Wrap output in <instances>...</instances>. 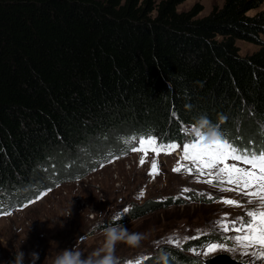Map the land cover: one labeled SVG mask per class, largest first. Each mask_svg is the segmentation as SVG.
Returning a JSON list of instances; mask_svg holds the SVG:
<instances>
[{
    "label": "trees",
    "instance_id": "1",
    "mask_svg": "<svg viewBox=\"0 0 264 264\" xmlns=\"http://www.w3.org/2000/svg\"><path fill=\"white\" fill-rule=\"evenodd\" d=\"M184 1L0 0V202L90 176L126 156L132 134L181 143L201 116L264 149V11L249 14L264 0H223L203 17L200 4L178 12ZM238 41L259 48L242 57ZM174 204L146 200L99 228ZM140 264L199 261L163 247Z\"/></svg>",
    "mask_w": 264,
    "mask_h": 264
},
{
    "label": "rangeland",
    "instance_id": "2",
    "mask_svg": "<svg viewBox=\"0 0 264 264\" xmlns=\"http://www.w3.org/2000/svg\"><path fill=\"white\" fill-rule=\"evenodd\" d=\"M223 0H185L177 7V11H187L195 4L202 6L198 17L206 16L213 7H220ZM264 11L262 6L250 12L253 15ZM264 41V37H262ZM240 56L244 57L258 50V46L238 41L236 43ZM185 139L178 143L180 148L169 154L161 153L156 157L149 151L146 162L139 165L143 153L128 152L126 156L113 160L101 166L87 179L62 183L54 189L43 193L38 199L18 206L11 201L0 202V264H15L16 254H24L23 264H31L32 252L39 253L36 264H51V258L56 252L72 249L77 241L80 250L87 256L100 248L104 243V231L100 225L115 221L114 217L124 214L123 209L146 200L165 201L171 199L174 204L166 209L146 215L123 225L131 232L146 235L139 247H130L121 242L116 245L115 255L120 264L127 261L140 263L167 247L184 252L199 261V264L219 254L228 255L240 262H247L249 257L217 250L204 255L206 244L199 248L184 249L187 242L185 236L212 237L210 241L223 242L225 247L232 244L214 227L215 222L225 214L229 218L244 215L255 207L258 201L248 204L249 197L236 191L228 184L206 183L208 177H200L195 172L173 171L178 164L191 166L183 160L182 145L193 139L191 128L183 127ZM160 140H158L159 142ZM135 144L129 147H135ZM156 159L159 174L155 178L149 176L151 162ZM229 164L236 163L228 161ZM247 167L246 165H239ZM184 188L191 189L183 192ZM144 195L140 198V191ZM211 197V199H209ZM223 199L240 201L244 207H235L221 202ZM95 213V214H93ZM197 229L201 232L197 233ZM227 236L234 235L228 233ZM181 240L179 245L167 243L169 239ZM56 244V246L53 244ZM196 249L199 256L192 251ZM251 251V250H250ZM259 264V262H257Z\"/></svg>",
    "mask_w": 264,
    "mask_h": 264
},
{
    "label": "snow or ice",
    "instance_id": "3",
    "mask_svg": "<svg viewBox=\"0 0 264 264\" xmlns=\"http://www.w3.org/2000/svg\"><path fill=\"white\" fill-rule=\"evenodd\" d=\"M220 132V131H219ZM222 139L213 144H205L199 136H195L190 141L183 143V160L190 163V167L185 164H178L173 171L180 173L186 171L188 174L194 172L200 177H208L206 183L213 184H228L235 186L228 188L227 191H236L249 197L247 203L253 204L258 201L255 207L247 210L244 215L234 216L229 218L225 214L222 218L215 222L214 227L218 230L224 239L228 240L232 247H225L223 242L217 243L209 241L204 255L214 253L217 250H222L227 253L236 254L241 257H249L247 262L243 260L240 264H264V149L256 151L249 147H240L234 144L221 132ZM126 146L122 153L126 155L130 152H141L143 155L139 160V165L143 166L146 162L149 151L159 157L161 153L171 154L181 147L176 142L159 141L154 134H132L123 141ZM135 144V147H129ZM119 155L112 156L109 154L107 163H111L114 159H118ZM236 163L229 164L228 161ZM247 167H240L239 165ZM149 176L155 178L159 174L158 162L153 159L149 171ZM50 190V189H49ZM183 192H190L191 189L184 188ZM144 195L143 189L140 191L139 197ZM211 199V197H209ZM222 203L235 207H244L237 200L223 199ZM124 213L128 212V208L123 209ZM115 220H120V216L114 217ZM197 233L201 230L197 229ZM228 233L234 235L227 236ZM184 240H195L198 236L183 238ZM167 243H175L179 245V238L169 239ZM251 250V251H250ZM197 256L200 255L196 249H192ZM234 259V257H233ZM126 264H140L139 259L136 261H127Z\"/></svg>",
    "mask_w": 264,
    "mask_h": 264
},
{
    "label": "clouds",
    "instance_id": "4",
    "mask_svg": "<svg viewBox=\"0 0 264 264\" xmlns=\"http://www.w3.org/2000/svg\"><path fill=\"white\" fill-rule=\"evenodd\" d=\"M194 136H199L203 143L213 144L222 139L218 127L212 125L206 116H201L197 125L192 129ZM95 214V213H93ZM103 246L90 252L87 256L80 250L78 241L72 249H65L56 252L51 258V264H120L119 258L115 255L116 245L125 243L130 247H139L146 239V235L140 232H131L120 224L109 226L103 233ZM56 246V244L53 242ZM31 264H36L39 253L32 252ZM24 254H16L15 264H23Z\"/></svg>",
    "mask_w": 264,
    "mask_h": 264
},
{
    "label": "water",
    "instance_id": "5",
    "mask_svg": "<svg viewBox=\"0 0 264 264\" xmlns=\"http://www.w3.org/2000/svg\"><path fill=\"white\" fill-rule=\"evenodd\" d=\"M204 264H240V262L233 260L228 255L219 254L207 259Z\"/></svg>",
    "mask_w": 264,
    "mask_h": 264
},
{
    "label": "built area",
    "instance_id": "6",
    "mask_svg": "<svg viewBox=\"0 0 264 264\" xmlns=\"http://www.w3.org/2000/svg\"><path fill=\"white\" fill-rule=\"evenodd\" d=\"M88 177H86L85 179H87ZM82 180V179H81Z\"/></svg>",
    "mask_w": 264,
    "mask_h": 264
}]
</instances>
